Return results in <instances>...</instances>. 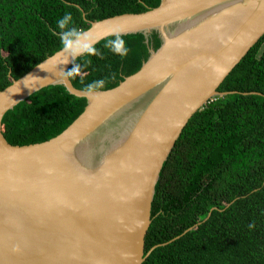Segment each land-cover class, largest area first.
<instances>
[{"label": "water", "instance_id": "95a60500", "mask_svg": "<svg viewBox=\"0 0 264 264\" xmlns=\"http://www.w3.org/2000/svg\"><path fill=\"white\" fill-rule=\"evenodd\" d=\"M153 31L160 46L140 69L95 96L66 73L86 53L72 51L75 41L0 91V264H142L150 253L144 239L162 166L190 117L226 94L218 86L264 35V0H160L90 22L80 42L142 33L148 43ZM49 85L84 98L82 113L46 141L9 144L4 114ZM75 160L90 167L87 177L75 174Z\"/></svg>", "mask_w": 264, "mask_h": 264}, {"label": "trees", "instance_id": "16d2710c", "mask_svg": "<svg viewBox=\"0 0 264 264\" xmlns=\"http://www.w3.org/2000/svg\"><path fill=\"white\" fill-rule=\"evenodd\" d=\"M160 0H0V91L65 46L56 21L84 31L92 21L140 13ZM123 41L128 49H114ZM153 31L114 35L77 57L73 87L103 79L99 90L137 72L156 50ZM188 120L164 162L151 203L142 264H264V35ZM84 98L49 85L8 110L1 132L11 145L46 141L83 111ZM209 215V216H208ZM208 216V217H207ZM254 223L249 228L248 224ZM153 248V249H151ZM151 249V250H150Z\"/></svg>", "mask_w": 264, "mask_h": 264}, {"label": "clouds", "instance_id": "9594fccd", "mask_svg": "<svg viewBox=\"0 0 264 264\" xmlns=\"http://www.w3.org/2000/svg\"><path fill=\"white\" fill-rule=\"evenodd\" d=\"M72 20V14L69 12L64 13V15L59 18L56 23L57 26L62 30L60 32V38L61 41L65 44L66 47H68L73 41L76 42L77 47L73 48L72 51L73 52H88V53H94L96 51V49L94 47H92V45L90 43L84 42L81 43V40L86 41L87 40V36L84 32L78 30L75 27H68V25L70 24ZM123 45V41L120 42V44L117 45V47L114 49V51H117L121 54H125L127 53L128 49L126 47H122ZM79 65H74L73 68L71 70L66 71V73L68 75H72L75 72L79 71ZM29 77H32L31 74L27 75L24 79H23V84L26 86L25 82L28 81ZM20 84V79L17 85L14 86H18ZM105 84V81L103 79H98V80H94L91 83H88L86 85V93L90 96H95L96 92L103 88ZM249 228L254 227V223L250 222L248 224Z\"/></svg>", "mask_w": 264, "mask_h": 264}, {"label": "bare ground", "instance_id": "6f19581e", "mask_svg": "<svg viewBox=\"0 0 264 264\" xmlns=\"http://www.w3.org/2000/svg\"><path fill=\"white\" fill-rule=\"evenodd\" d=\"M222 22L223 21H220V22H218V23H216L214 25H218V24L220 25ZM137 103H139V101L136 102V100H133L132 102H129L127 104L128 109L131 108V107H133L134 109H136L137 108ZM133 124H134V122H133ZM87 134H89V132ZM93 154H94V151L92 150V152L87 155V160H91V158H93ZM77 157H79L78 154H76V158ZM71 163H72V161H71ZM70 166L72 168H76L77 169V171H78L79 174L78 173H75V174H77L78 176H80V178L87 177L90 174V169H89L90 167L87 168L85 166V164L78 165V162L76 160ZM77 166H80V167H77Z\"/></svg>", "mask_w": 264, "mask_h": 264}, {"label": "rangeland", "instance_id": "374dc122", "mask_svg": "<svg viewBox=\"0 0 264 264\" xmlns=\"http://www.w3.org/2000/svg\"><path fill=\"white\" fill-rule=\"evenodd\" d=\"M86 106V105H85ZM85 108V107H84ZM84 110V109H83Z\"/></svg>", "mask_w": 264, "mask_h": 264}]
</instances>
